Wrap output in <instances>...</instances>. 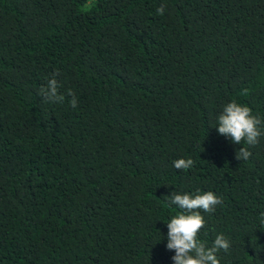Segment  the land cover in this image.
<instances>
[{
	"label": "trees",
	"instance_id": "16d2710c",
	"mask_svg": "<svg viewBox=\"0 0 264 264\" xmlns=\"http://www.w3.org/2000/svg\"><path fill=\"white\" fill-rule=\"evenodd\" d=\"M231 101L264 122V0H0V264H174L168 196L197 190L219 264H264V136L217 132Z\"/></svg>",
	"mask_w": 264,
	"mask_h": 264
},
{
	"label": "clouds",
	"instance_id": "9594fccd",
	"mask_svg": "<svg viewBox=\"0 0 264 264\" xmlns=\"http://www.w3.org/2000/svg\"><path fill=\"white\" fill-rule=\"evenodd\" d=\"M164 11V6L157 9V13L160 15H163ZM58 75L59 72L54 73L46 86H42L40 89V95L46 102H64V95L59 94L61 84L56 78ZM69 95L71 96V106L76 108L78 99L71 90H69ZM217 120V132L235 144L241 145L243 141L249 146H255L264 136V122L252 114L250 107L236 101L224 105ZM251 155L248 148L241 147L236 152V159L247 160ZM173 164L178 170H188L193 167L194 161L191 158H181L175 160ZM168 202L183 210L167 223L166 248L175 251V255L172 257L174 264H219L216 254L220 250L224 252L229 250V240L221 233L215 237L212 246L208 247L198 239V233L205 224L201 210L206 213L214 212L216 206L222 204L223 198L212 191L201 193L197 190L196 193L184 194L173 191L168 196ZM261 218L264 223V213H261Z\"/></svg>",
	"mask_w": 264,
	"mask_h": 264
}]
</instances>
